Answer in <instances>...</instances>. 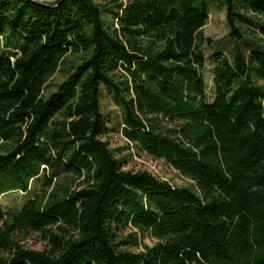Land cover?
<instances>
[{
	"label": "trees",
	"instance_id": "16d2710c",
	"mask_svg": "<svg viewBox=\"0 0 264 264\" xmlns=\"http://www.w3.org/2000/svg\"><path fill=\"white\" fill-rule=\"evenodd\" d=\"M134 149L188 185L126 170ZM33 183L0 203V264H264V0H0V198Z\"/></svg>",
	"mask_w": 264,
	"mask_h": 264
},
{
	"label": "rangeland",
	"instance_id": "374dc122",
	"mask_svg": "<svg viewBox=\"0 0 264 264\" xmlns=\"http://www.w3.org/2000/svg\"><path fill=\"white\" fill-rule=\"evenodd\" d=\"M43 3H51L55 0H38ZM97 3H102V0H95ZM204 35L207 39L212 40V45H208L207 42H205L203 47V53L207 58L206 62V69L204 71V78L205 81L208 84V101H212V88H213V82H212V71L214 68L213 63V57L217 53L224 54L228 56L232 41L228 38V27L226 24V18H225V12L218 9L215 6L210 7V20L206 27L204 28ZM103 96H102V108L103 112L107 115H118V108L117 106L112 102L110 96H108V93L103 88ZM114 120L110 119V124L108 125V128L110 130L114 126ZM106 140L110 143L111 148L113 150H121L126 147V141L120 136L119 133L114 132L111 130L109 134L106 137ZM132 154V155H130ZM117 156H122L125 160L124 166L126 170H132V171H148L154 176L168 181L170 184L174 186H187L188 181L183 178L179 173H177L175 170H173L171 167H169L166 163L159 160H154L153 158L147 156L146 154L138 151L137 149H134L131 153L128 152H122L121 154H117ZM32 193L25 195L19 192L10 193L7 195H4L0 198V203L2 205V208L4 211H13L21 209L25 201L32 197L33 193L35 191L40 190V186L37 183H33L31 186ZM25 246L37 250L42 251L44 250V244L38 239L37 236H34L32 238H29L23 242ZM150 244V242H147Z\"/></svg>",
	"mask_w": 264,
	"mask_h": 264
},
{
	"label": "water",
	"instance_id": "95a60500",
	"mask_svg": "<svg viewBox=\"0 0 264 264\" xmlns=\"http://www.w3.org/2000/svg\"><path fill=\"white\" fill-rule=\"evenodd\" d=\"M28 1L31 2L32 4L36 5V6H39V7L55 8V7L59 6L60 4H62L66 0H55L54 2H51L50 4L43 3V2L38 1V0H28Z\"/></svg>",
	"mask_w": 264,
	"mask_h": 264
}]
</instances>
